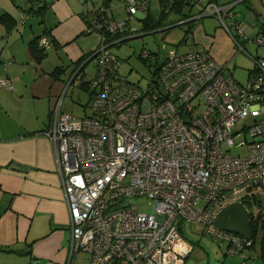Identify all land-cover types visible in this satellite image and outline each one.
<instances>
[{
  "label": "built area",
  "instance_id": "2783aa9c",
  "mask_svg": "<svg viewBox=\"0 0 264 264\" xmlns=\"http://www.w3.org/2000/svg\"><path fill=\"white\" fill-rule=\"evenodd\" d=\"M115 1L98 16L89 9L84 15L87 32L103 34L90 57L92 115L57 109L45 132L58 160L72 252L87 253L90 264H184L191 249L183 228L199 223L243 264L260 259L256 240L214 223L234 204L244 206L251 222L264 214V58L250 55L254 67L241 85L204 50L171 51L150 67L149 83H131L110 49L121 41L110 36L128 32L130 38L133 30L129 20L110 15ZM117 1L130 19L150 11V0ZM237 4L207 3L203 17H215L239 52L249 44L263 48L264 24L236 21ZM247 19L252 22L251 14ZM251 28L257 29L252 39ZM40 45L47 47V39ZM0 88L12 86L0 81ZM239 150L243 155L233 153ZM136 198L153 202L155 213L124 204Z\"/></svg>",
  "mask_w": 264,
  "mask_h": 264
},
{
  "label": "crops",
  "instance_id": "0c3cea01",
  "mask_svg": "<svg viewBox=\"0 0 264 264\" xmlns=\"http://www.w3.org/2000/svg\"><path fill=\"white\" fill-rule=\"evenodd\" d=\"M36 2L41 1H30L29 8ZM85 5L90 6L88 0ZM38 6L46 7L43 24L39 22L44 29L38 37L47 30V41H54L52 48L66 54L52 62L45 61L46 56L39 64L30 54L29 44L40 32L33 28L26 30L29 18L23 21L22 14L27 10L17 6L18 13L0 15L1 18L7 14L9 20L0 23L5 32V41L0 43V81L12 86L11 90L0 88V264H90L88 254L85 257L84 252H72V232L58 160L45 132L57 109L65 113L62 109L72 85L81 88L84 82L87 92H91L95 75L91 82L86 80V68L92 56L86 57L96 52L100 38L97 49L86 52L85 44L81 43L80 47L78 42L84 32L82 13L80 18L72 15L73 10L65 14L60 0L49 3L46 0ZM110 15L115 18L113 10ZM159 32L164 33V29L153 33ZM131 33L133 37L138 31L133 29ZM192 44L199 46L196 41ZM189 49L186 46L180 52ZM42 75L51 76L53 81L44 84ZM66 81L70 82L63 89ZM188 246L192 254L194 249ZM261 261L264 264L263 258Z\"/></svg>",
  "mask_w": 264,
  "mask_h": 264
},
{
  "label": "rangeland",
  "instance_id": "374dc122",
  "mask_svg": "<svg viewBox=\"0 0 264 264\" xmlns=\"http://www.w3.org/2000/svg\"><path fill=\"white\" fill-rule=\"evenodd\" d=\"M30 1L34 2V0H6V3H3V0H0V15L6 12L9 14L13 13V15L15 12L18 13L19 10L17 9V6L27 10L29 8ZM38 1H41L39 3L42 4V2L46 0ZM47 1L49 3L52 0ZM216 1L220 5L228 4L230 2L234 3V0ZM60 2L65 14H69L73 10L75 12L72 15L77 16L78 18H80L79 14L89 8L85 5L86 0H60ZM88 3L90 4V7L92 6V3H94L95 6H101L103 0H88ZM76 9H78V11ZM112 10L115 14V20L117 22L129 20L131 28L138 31V33L134 35L136 38L127 41L119 47L115 46L111 49L112 53L120 61L121 67L119 72L120 74L126 76L131 83L139 84L144 87L153 78L149 71V66H152L151 63L154 64V62L150 61L147 62L146 65L143 64L142 61L138 59L140 52L144 49L146 51L160 53V59L163 61L166 58V54L172 48L177 47L179 42L184 38L185 31L188 27H174L165 33L141 32L143 21L137 18L130 19L127 15L125 6L120 1L116 0L114 2ZM197 11L198 8L194 10V13H197ZM150 12L152 20L154 22H158L161 12L159 0H150ZM236 12L239 14L237 19L238 21H241L240 19L242 13H255L258 17V25H261L264 23V0H248L247 4H237ZM176 21H178V17L175 14L172 13L168 16L169 24ZM39 22L40 18L31 14L27 21L26 30L33 28L38 29L40 32V30L44 29V26L42 27L39 25ZM3 30L2 25H0V43L5 41V39H3L5 32ZM256 33L257 29L251 28L249 30L248 37L252 39ZM41 34L42 31L37 34V37ZM191 41H196L199 44L198 49L209 51V54L218 65L222 66L229 63L228 66L233 74V78L241 85H245L247 83L248 72L254 67V62L251 56L264 58V47L257 50V47L252 44L246 46V52H239L229 33L221 27L219 21L215 18L208 17L196 21V25L193 29V35H191ZM78 42L80 47H82L83 43L85 44L84 49H86V52L95 51L99 45V37L95 34L89 36L83 35L79 38ZM52 46L51 42H48L46 50L48 57L45 61L52 62L59 58V56H66L65 53L61 52V50H56L52 48ZM179 50H185L184 45L179 48ZM46 69L48 68L46 67ZM86 73V80L91 82L94 75H96V69L92 63L87 66ZM40 79L44 84H47L48 80L53 81L49 75H42ZM67 82L70 81L63 83V89H65ZM46 88L47 87L45 86V89ZM90 95L91 92L82 90L80 86H77L76 84L72 85L67 92L62 109L63 112L72 114L77 118L91 116L92 111ZM63 96L64 94L62 97ZM233 153L243 155L242 150L234 151ZM124 204L136 206L140 213H155V204L144 198L128 199L124 202ZM182 233L186 243L191 245L194 249V252L190 254L185 264H242V260H240V258L227 254L226 243L220 247V244L215 237L204 233V228L201 224L195 223L191 226L188 224L183 228ZM262 235L263 233L259 231V235L256 239L257 247L259 249L260 242L258 239ZM84 255L85 257H88L87 253ZM249 264H262V261L257 258L254 261H250Z\"/></svg>",
  "mask_w": 264,
  "mask_h": 264
},
{
  "label": "trees",
  "instance_id": "16d2710c",
  "mask_svg": "<svg viewBox=\"0 0 264 264\" xmlns=\"http://www.w3.org/2000/svg\"><path fill=\"white\" fill-rule=\"evenodd\" d=\"M111 1L112 0H103V3H102V5L100 7L99 6L96 7L95 5L94 6L92 5L91 7L88 6L89 7L88 9L92 13L93 12H97L103 6L104 7L109 6ZM239 1H241V2H239ZM247 1L248 0H234V3L247 4ZM207 3H211V4L213 3V4L220 5V4L217 3L216 0H206V1H202V0H159L160 11H161L160 12L159 21L158 22H154L152 20V18H151V12L149 11L148 14H147V17L144 19V21L142 23L141 32H154V31H157V30H160V29H164V33H165V32H168L170 29L174 28L175 26L176 27L187 26L188 28L185 31L184 38L179 42L177 47L172 48L167 53V56H168V54L171 51H175L176 53L181 54V55L187 54V53L193 51L194 49L198 48L196 45L192 44L191 35H193L192 33H193V29H194V27L196 25V21H199L200 19H203V18H208V17H203L204 7H205L204 5L207 4ZM232 3L233 2H230L228 4H232ZM86 4H87V0H86ZM228 4H223V5H228ZM38 5H39V3H37V2L34 3V5L30 4L31 8L27 9V11H24L25 13L22 14V17L25 16L24 21H26L31 14H34V15H37V16H39L41 18L40 23L43 24V18H44L45 13H46V7H41V6H38ZM223 5H220V6H223ZM196 8H198V11H197V13H194V10ZM86 11H83V13L81 14V19H82V22L84 24V32H83L82 35L89 36V35H93V34H89L87 32V28H86L87 23L85 22V16H84ZM234 11H235V18H236L235 20L238 21L237 19H238L239 14L236 12V6L234 8ZM172 13L175 14L178 17V21L169 24L168 23V16L170 14H172ZM249 14H251V16H252V22H250L247 19V15L249 16ZM249 14L242 13L241 14V19H240L241 21H238V22L247 23V24L248 23L249 24L253 23V25L257 26L259 24L258 20H257L258 19L257 15L255 13H249ZM96 16H98V12L96 13ZM210 18H215V17H210ZM100 20H101V17H100ZM4 21H6V22L9 21L7 14L0 18V23H5ZM263 24L264 23H262L261 25H263ZM261 25H258V26L261 27ZM130 26H131V24H130ZM94 34L99 36L100 45H101V42L103 40L102 39L103 34L102 35L101 34H97V33H94ZM127 34H128V32H125L123 35H118V36H114V37L110 36L109 37V41L110 42H112V41L114 42L115 40L121 39L120 43H115L114 45L110 46V49H112L115 46L119 47L120 45L125 44L127 41H129L130 39L127 36ZM47 36H49V35H48L47 30H46L45 34L43 36L34 39L29 44L30 54L35 59V61H37L39 64L47 56V54H46V48L47 47L46 46H41L40 45V40L43 39V38H46ZM107 36H109V35H107ZM51 43H54V41H51ZM242 43L245 44L244 42H242ZM100 45H99L97 50H99ZM183 45H184V47H186V46L188 47L189 46L190 49L188 51H186V52H180L179 48L183 47ZM249 45H251V44H249ZM97 50H96V52H97ZM96 52H94V54H89V56L86 57V59H88L90 56H94L96 54ZM142 56H149V57L148 58H142ZM167 56H166V58H167ZM86 59H84L83 61H80L79 63H77L76 64L77 65L76 68L81 66L86 61ZM138 59L140 61H142V63L145 64V65H146L147 62H150V61L154 62V64L151 63L152 66H149V67H153V66L158 67L160 65V63L165 61V59L163 61H161L160 53L146 51L144 49L138 55ZM91 62L92 61H90L88 63H91ZM149 70H150V68H149ZM58 71L62 72L63 70L61 69V70H58ZM58 71L56 70L54 74H56ZM81 71H83V69H81ZM81 88H83L85 91H89L88 87L86 88V83H84V82H82ZM259 224H260V226H259ZM249 228H250V238L251 239L256 240L257 236L259 235V231H261L263 233V235L261 237V240H260V250H261L260 251V255H261L260 259H262V258L264 259V214H260L258 216L257 221H255V222H251V218H250V226H249Z\"/></svg>",
  "mask_w": 264,
  "mask_h": 264
},
{
  "label": "water",
  "instance_id": "95a60500",
  "mask_svg": "<svg viewBox=\"0 0 264 264\" xmlns=\"http://www.w3.org/2000/svg\"><path fill=\"white\" fill-rule=\"evenodd\" d=\"M129 39L131 40L134 38L131 37ZM81 69H83V67ZM249 226V214L241 204H234L227 207L220 213L214 223V227L217 230L230 234H236L245 239H249L250 237Z\"/></svg>",
  "mask_w": 264,
  "mask_h": 264
},
{
  "label": "flooded vegetation",
  "instance_id": "af4514ba",
  "mask_svg": "<svg viewBox=\"0 0 264 264\" xmlns=\"http://www.w3.org/2000/svg\"><path fill=\"white\" fill-rule=\"evenodd\" d=\"M80 73H78V75H79Z\"/></svg>",
  "mask_w": 264,
  "mask_h": 264
}]
</instances>
